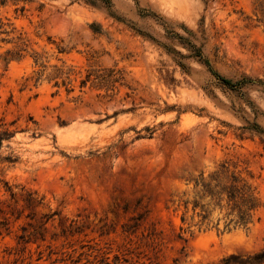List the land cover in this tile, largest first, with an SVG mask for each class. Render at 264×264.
Returning a JSON list of instances; mask_svg holds the SVG:
<instances>
[{"label":"rangeland","instance_id":"obj_1","mask_svg":"<svg viewBox=\"0 0 264 264\" xmlns=\"http://www.w3.org/2000/svg\"><path fill=\"white\" fill-rule=\"evenodd\" d=\"M5 131L0 264L246 261L264 248V0H7Z\"/></svg>","mask_w":264,"mask_h":264},{"label":"trees","instance_id":"obj_2","mask_svg":"<svg viewBox=\"0 0 264 264\" xmlns=\"http://www.w3.org/2000/svg\"><path fill=\"white\" fill-rule=\"evenodd\" d=\"M6 3H7V0H0V6H4ZM219 79L221 80L222 83L229 85V86H233L230 81L226 79H222V78H219ZM10 135L11 134L8 131H5L4 133L0 135V148L2 147L3 140H5V138H9ZM5 188L7 192L11 193V189L8 188L7 184H5ZM241 260H242L241 257L233 255L227 259L222 260L221 264H264V248L259 253L248 257L246 261H241Z\"/></svg>","mask_w":264,"mask_h":264}]
</instances>
